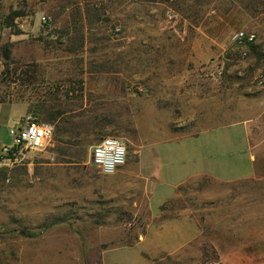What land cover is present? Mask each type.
I'll return each mask as SVG.
<instances>
[{
    "label": "rangeland",
    "instance_id": "1",
    "mask_svg": "<svg viewBox=\"0 0 264 264\" xmlns=\"http://www.w3.org/2000/svg\"><path fill=\"white\" fill-rule=\"evenodd\" d=\"M2 14L0 149L28 116L53 136L0 170V264H264V0H3ZM235 30L256 34L245 59ZM196 57L224 90L209 96L208 176L173 186L184 150L160 171L149 149L137 161L135 109ZM106 136L128 150L109 176L89 160Z\"/></svg>",
    "mask_w": 264,
    "mask_h": 264
},
{
    "label": "crops",
    "instance_id": "2",
    "mask_svg": "<svg viewBox=\"0 0 264 264\" xmlns=\"http://www.w3.org/2000/svg\"><path fill=\"white\" fill-rule=\"evenodd\" d=\"M201 46L200 43L195 45L196 49ZM190 61V69L169 78L164 84L162 82L156 96L148 100L139 99L140 104L135 109L137 161L145 155L144 151L149 149L144 161L152 162L156 170L160 171L170 166L171 153L177 155L184 150V160L181 162L179 158L176 168L165 177L175 178L184 167L186 173L182 174L183 179L176 184L164 179L161 181L164 185L180 186L190 180L208 176L203 162L207 159L208 151V143L206 144L204 139L209 131V96L212 92H222L224 88L218 82H210L204 66L207 62L201 57L192 58ZM248 89L246 87L245 91ZM218 99L219 96L214 112L218 109L224 111L225 105ZM240 103L245 110L249 100L245 97ZM133 110L132 108L131 113ZM169 197L171 196L165 197L162 202Z\"/></svg>",
    "mask_w": 264,
    "mask_h": 264
},
{
    "label": "built area",
    "instance_id": "3",
    "mask_svg": "<svg viewBox=\"0 0 264 264\" xmlns=\"http://www.w3.org/2000/svg\"><path fill=\"white\" fill-rule=\"evenodd\" d=\"M3 0H0V36L4 28V16L2 14ZM43 25L50 23V17L42 16ZM257 40L254 32L235 30L230 42L234 52L241 59L248 56V46L255 44ZM1 47V44H0ZM256 87H264V67L257 71L253 77ZM11 143L0 149V170L17 165L28 151H38L44 148L53 136L50 125L41 124L33 117H25L16 127L9 131ZM128 150L126 145L116 137L106 136L101 138L92 148L89 154L90 164L102 175H113L121 170L127 162Z\"/></svg>",
    "mask_w": 264,
    "mask_h": 264
},
{
    "label": "trees",
    "instance_id": "4",
    "mask_svg": "<svg viewBox=\"0 0 264 264\" xmlns=\"http://www.w3.org/2000/svg\"><path fill=\"white\" fill-rule=\"evenodd\" d=\"M10 22H12V18H11V17H7V19H6V24L9 25ZM252 45H253V44H251V46H252ZM3 53H4V57H5V59H8V58H9V51H8L6 48H4V52H3ZM58 115H59V112H57L56 114H54V115H53V118H57ZM92 120H94L93 122L96 123L95 121H96V120L98 121V118H95V117H94ZM48 121H49V120H48ZM44 122H46V121H44ZM94 130H95V132L99 133L98 131H101V128L95 124V128H94ZM22 233H23L24 235H26V236H30V235H31V234H29V233H27V232H25V231H23Z\"/></svg>",
    "mask_w": 264,
    "mask_h": 264
}]
</instances>
